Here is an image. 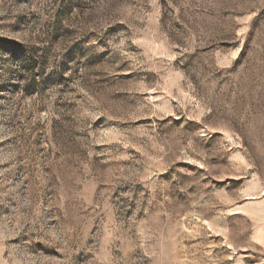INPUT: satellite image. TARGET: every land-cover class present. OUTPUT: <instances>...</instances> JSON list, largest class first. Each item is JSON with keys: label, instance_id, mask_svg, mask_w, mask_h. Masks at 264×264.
Instances as JSON below:
<instances>
[{"label": "rangeland", "instance_id": "374dc122", "mask_svg": "<svg viewBox=\"0 0 264 264\" xmlns=\"http://www.w3.org/2000/svg\"><path fill=\"white\" fill-rule=\"evenodd\" d=\"M0 264H264V0H0Z\"/></svg>", "mask_w": 264, "mask_h": 264}]
</instances>
